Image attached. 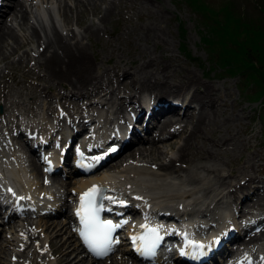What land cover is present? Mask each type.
<instances>
[{
	"label": "bare ground",
	"instance_id": "6f19581e",
	"mask_svg": "<svg viewBox=\"0 0 264 264\" xmlns=\"http://www.w3.org/2000/svg\"><path fill=\"white\" fill-rule=\"evenodd\" d=\"M28 1L30 2V0ZM127 1L128 0H69V2H71L72 4V6L69 5L71 8H77L79 6L84 12L89 10V12L93 16H95V14L97 13L100 14V18H98L96 23L92 22L88 25H83L81 31H76L72 26H69L70 21L66 16L69 10L67 6L68 0H41L40 2V7H42L49 13L48 16L51 15V11L54 10L55 5L60 8L65 23L59 25L60 27L57 25L58 23L56 24L55 21L52 20L51 25L49 26L47 25L45 20L41 19L40 17L38 19H33L34 21H31L29 15L31 12V7L33 8L34 4L32 2H30V4H27V0H11V6L5 9L6 11H8L11 17L8 18V15H6L5 17L0 19V62H2V66H7L10 68L14 63H17L18 66H26L28 65L27 61L29 60L30 62L31 60L33 61V64L28 65L27 71L31 73L35 77V79H37V82H34V84H21V86H18L16 88L15 95L18 99H22L24 96L25 97L23 98V100L26 99V96L27 98H29V101L22 100L23 102H25L24 104L20 102L22 104L21 107H19L21 108L19 109L21 110V112L15 113L13 117L9 116V107L11 106V104H18L14 102H11V104L6 107L5 113H3V109H1L0 117H3V123L6 125L5 134H8V136H6L7 138L5 140V143L9 144V146L13 148L15 145H13V141H15L19 144L20 149L23 152L27 153V157L30 159H24L22 153V156H19L17 153H13L14 156H11L12 159L8 158L0 164V185H3L4 180L7 182L5 185H3V187H0L1 200L3 203H5L0 205V207L10 206V196L9 194H5L8 189L3 188L7 187V185H10L12 178L15 179L13 180L15 187H13L14 193L10 192V194H15L14 199L18 201L19 205H21L22 208H33L34 212H36L40 204V200L38 197L40 196V198H48L46 202H44V199L42 200V207H46L47 210L51 212L50 214H61L65 217V223L56 222L54 220L49 221V223L45 222L44 228H46L49 233H52L50 229L54 231V234L50 237L51 239L49 240L48 245L57 240L59 241V234L63 229L65 231L67 230V228L69 231L68 233L78 240L77 227L74 228L75 220L72 215H69V213L63 211L64 209H62L61 206L58 205L59 199L56 200L53 192L49 190L44 191L42 185L39 187H35V185L37 184L32 181L33 179H30V175H27L23 167V161L28 162L31 165L32 169L42 175L40 171L41 167L34 158L38 155L39 152L42 151V153L46 154L45 160L51 161L53 164H55L57 166L56 171L60 172L59 168L64 164H59V162L66 163L65 158H68L69 148H71L72 152L73 148L78 145H76L75 143L74 145L73 140L76 134L80 131L79 129L89 127V125H94V120L96 121V119H93V117L89 115L84 116L83 113L86 111H94L95 109H100L97 104L101 106L100 110H102L103 107L106 109L107 106L110 107L113 104L114 107L117 105V109H123L126 107L121 106H123V102L126 99L129 100L130 98L135 97L139 92L145 94L139 97L137 95V98L134 101L132 99L130 100V102L128 101L130 108L127 110V112L125 109L127 115L112 120L114 128L107 126V130L105 132L99 133V127L105 124H101L100 121H102L103 119H107V116H102V110V115H98L97 117L98 122L95 127L96 132L93 130H89L93 134L92 136L89 135L87 137V142L90 143L92 140L93 143H97V139L105 136L109 138L108 142H104V145L107 146L105 149H108L110 146L121 143L126 138V140L130 141L137 140L136 144H138V148L133 149L134 151L131 150L127 153V156H129V160L131 159V157H133V155L136 154L141 155V157L152 156L156 154L154 159H156L158 163L154 161L153 162L156 164L157 169L163 171V173L152 170V168H155L154 166L141 168L133 166L136 161H139L140 156L137 157L138 159L136 161L133 160L134 163L133 161L131 162L129 160L127 161L123 159L119 162L113 163L107 169L106 167L104 169H101L96 175L89 174L81 178H73L69 180L67 178V180L64 181L65 185H67L65 186L66 188H68V184H74L70 189L65 188V191L68 192L69 190V192H72L73 196L77 195L75 201L79 200L82 192L84 190H87L88 187L99 184L108 187L107 199L104 200L105 202L111 201L117 204L116 201H119L120 199L128 200V203H125L126 205L124 206V208L130 210V213H133L131 214V216H136L137 214L135 213L139 212L138 207H135L131 203V199H134L135 201L137 200L138 204H140L139 206H141L143 213L150 210L154 211L155 208H158L161 219L172 220L177 215L180 217V215L185 216L189 215V213H193L195 211L193 202L197 204L199 198H194L192 201H190V196L194 194V188L184 189L181 192L175 191L173 193H165L162 190L165 186L173 187L174 189L172 190H175V187H180L179 184L183 185L192 180V178H188V176L187 178L182 177L181 171H185L186 169H188L189 164L191 165L198 158L207 157L208 159L217 158L218 160V157L220 155H228V157L230 158L229 160L236 161V159L239 158L242 153L243 148H241L240 146L241 141L235 138L233 134L235 133L233 132L235 130V126H231V122L234 121V115L231 113L228 114L226 109V100H224L220 96L216 85L208 84L206 87H202L203 90L198 89V91L196 90V88H194V90L189 93V96L188 94L187 96L185 94H180L182 88L188 85V83H184L182 81L184 77L181 74H179V82H176L172 79L171 76L173 70L171 68H176V65L173 63L174 61H176V59L172 57H163L161 52H159V54H154L149 50L151 46L150 42L153 45H157L159 42H163L166 44V41L164 39V30H161L160 27L153 25L154 22L152 23V25L145 23L143 24V26L135 27V24L133 25L130 22V16L126 14V11L130 12V8H132V14H137L139 17L148 16L149 14L154 13L151 9L152 2H150L149 0H130V2H133L132 4L129 2L127 3ZM1 2H4V0H1ZM159 8L162 10V7ZM82 10L79 9L78 11L82 12ZM164 15V12L161 15L159 13V16L161 17H163ZM0 16H3L1 10ZM113 16H117L119 20L121 19L123 27L121 30L122 33L120 34H123L122 36H125V40L122 41L123 38L119 37V39L122 41L121 44L113 45L110 37H108L105 41H102V43L99 45L100 49L95 53V56L98 59L96 64H86L85 59H87V47L84 40L86 39L90 47H92L93 45L89 42V39L101 32L100 26L98 25L101 23V27L103 28L104 32H106L104 29L105 24L102 22H104V20H110V18ZM151 21H154V19ZM75 22L77 25H81L83 23L82 21L78 22L77 18ZM23 26H27L28 29H30L29 35H27V39H23L25 41L19 38L16 31L17 27L23 28ZM143 30H145V32ZM139 36V39H144L143 41L145 42V44H143L141 47H139V45L137 44L135 45L134 42ZM30 40H34L37 43V47L35 46L36 48L34 49L30 46L28 50L26 49L19 53L18 51L23 48L24 45L30 44ZM29 50L31 51V53ZM12 55H14L15 57L17 56V59L15 58V61L8 60V58H10ZM35 69H38V72L32 73ZM179 73L185 74L191 82V75L182 72L181 69ZM41 74L43 75L41 76ZM120 77L122 79H119ZM42 82H47V85ZM57 83L67 87L66 89L69 95L63 94L61 97L63 99H68L74 96V99L78 100L81 96H86L88 98H92L95 96L97 97V100L93 101V99L88 102H83V104L80 103L81 105L79 106L78 112L76 113L77 115L82 114L81 117L72 115L73 119H71L69 118L71 116L69 113V115L65 114V118H60L58 116L61 121L58 119L57 123L51 120V122L47 124L46 122H44L45 120H43L42 122H44L45 125H43L42 123V125L39 126H34L35 121H31V119L23 121L22 119L20 120V118L18 117L20 116V114L26 115L30 111L32 112L31 102L35 101V99H37V97L40 95L38 91L42 92V90L45 89L44 87H42L40 88V90H38V85H43L47 88ZM193 84L198 88V84L196 83V81ZM2 86H4V84ZM134 92L135 94H133ZM126 93H128L127 98H125L124 96ZM2 96L4 100H7L10 94L5 92ZM43 102L44 104H40L41 102H38L39 108L41 110H45V108L47 107L44 106L45 101ZM36 114L37 113L32 112L33 116ZM37 115H39V113ZM44 116L41 117L43 118ZM101 117H103L102 120L100 119ZM11 122L14 126L12 128L11 125H8ZM180 123L182 125L180 127L177 126V124ZM127 124L129 125L127 126V128H125ZM217 124H221L223 126V131L217 129ZM173 125H176V127L172 130L173 132H175V134H177L176 131H178V127L179 129L181 128V131L179 130V138L182 141L181 144L176 148V155H173V157L172 155L169 156V158L167 159L168 161L165 162L162 160L163 157L161 156L163 153L162 147L164 145H172L173 143L168 142L167 144H165L162 142L161 145L157 144L155 140L161 141L164 136H151L152 127L156 126L161 133L164 132L167 126L170 127ZM27 126H29L30 128L25 129V127ZM32 128H36L39 133H41L40 136L31 138L33 135L31 132ZM212 128L213 133L215 132L216 134H213L211 132ZM114 131H116L117 134L122 135V138L111 136L110 133ZM208 131H210V135L208 134L209 136L207 135ZM220 132L223 133L219 135L218 133ZM195 133L196 136L194 137ZM196 137L202 138V140L208 139V148L205 147V144L198 145L195 140ZM22 139H24L27 145L21 144ZM159 146L161 147L159 148ZM130 147L132 146L130 145L125 147V150ZM85 152L90 153L91 157H94L100 152V150L98 148H93L90 151ZM111 154H115V152ZM234 155H236V159H234ZM175 163H178V165L176 166ZM244 164L245 165H243L242 167L234 168L233 170L236 171L239 175H245V171H249L250 167L253 166L252 158L251 161L247 160L244 162ZM47 165L48 164L44 165L45 169L48 168ZM214 166L215 165L205 164L202 166V168L207 172L212 173V171L214 170L218 171L217 166ZM115 168H117V170H113ZM70 170L71 173L75 169L71 168ZM62 172H60L59 174L62 175ZM23 173L25 174L24 178L22 177ZM174 178H178V180H180V183ZM49 179L51 184H56V186L61 187L64 186L59 176H53ZM251 181H253V179L249 177L247 183H250ZM259 182H261V180ZM157 183L161 184L157 185ZM226 184L229 185L228 182ZM255 188H257V186L250 187L248 190L245 188V186L241 187L240 191L242 192L245 189V192L239 193V197H237L236 200H239L238 202L241 203L243 199L248 198L252 194V190H255ZM197 190L203 191L201 188ZM41 191H43L46 196L42 195ZM213 191L215 190L213 189ZM262 191H264V189ZM221 192V189L218 192H213L214 195H212V197L210 196L211 200L205 204L203 211L210 212L207 213L208 215L212 214L210 208L211 204H213V207H211L214 208L216 205L218 207L220 205V202H223L224 204L227 202L222 201L225 193L222 192L223 195H220ZM260 194V196L258 195L253 199L251 206L260 207V205H262L263 207L264 202L262 203V201L264 200V192ZM73 196H68L66 194L65 198L61 201V204L65 205L66 200L69 199L68 204L70 205L71 201H73ZM49 199L56 201L55 203L57 204H55V206L50 205L48 207ZM120 207L121 206L118 205V208ZM180 211H182V214H178ZM196 211L198 214H201L200 210L196 209ZM163 212L168 213V215L163 216ZM245 214L246 212H241L239 214V217H235L236 219L233 221L236 222V220H240V217H243ZM221 215L222 214H220V216ZM4 220H6V218ZM259 222H262L264 224V218H262L261 221L259 220L258 223ZM135 224L136 223L130 224L128 233L135 232V230L137 229ZM186 224L193 225V222L189 221L188 218ZM24 226L19 227L17 230L20 234V237L21 234L24 235L25 233H29V230ZM222 226L223 224L220 225L217 230L223 231V228L225 226ZM248 228L249 230L252 229L251 227ZM232 233L235 235L230 237V239L236 237L238 231ZM16 237L17 243L18 241H20L18 246L23 245L24 243L22 242V239H20V237L18 238V236ZM26 239L28 238L26 237ZM26 239H24L25 242ZM200 239H203V237H201ZM263 241L264 225L257 232L248 235L247 239L243 240V244L245 246L255 245L256 247V244L258 243H260L261 245L264 244ZM61 242L62 243L59 245L61 260H63L65 263L85 264L83 259L84 257L77 258V253L71 258L69 256V254L75 253L78 247H72L70 241H68L67 243L65 240H63ZM222 247L224 246H220L217 250L213 251L211 260H209V262H205L204 264L219 263L221 261L220 256L226 249L224 248L223 250ZM120 250L127 252L129 256H132L128 251L124 249V247L120 248ZM81 251L83 250L81 249ZM102 262V260L97 261L91 259V262L89 264H104Z\"/></svg>",
	"mask_w": 264,
	"mask_h": 264
},
{
	"label": "rangeland",
	"instance_id": "374dc122",
	"mask_svg": "<svg viewBox=\"0 0 264 264\" xmlns=\"http://www.w3.org/2000/svg\"><path fill=\"white\" fill-rule=\"evenodd\" d=\"M149 1L152 2L151 9L153 10L154 13H151L148 16L139 17L137 14L136 15L132 14L133 13L131 11L132 8H130V12L126 11V14L128 16H130V18H131L130 22L133 25L135 24V27L136 26L137 27L143 26V24H145V23L152 25V23L154 22L153 25L160 27L161 30H164V33H165L164 39L166 41V44L163 42L162 43L159 42L157 45H153L150 42L151 46H150L149 50L154 54H159V52H161L163 57H167V58L172 57V58L176 59V61L173 62L176 65V68L175 67L171 68L173 70L171 77L174 81L179 82V74H181L184 77V79L182 81L184 83H188V85H186L184 88H182L180 94H185L186 96L188 94V96H189V93L191 91H193L194 88H196V90L198 91V89L203 90L202 87H206L208 84H215L216 85L220 96L224 100H226V106H227L226 109H227L228 114L231 113L234 115V121L231 122V126L232 127L235 126L234 127L235 130L233 131L235 133H233V134H234L235 138H237L239 141H241L240 146H241V148H243L241 156H239V158L236 159L235 158L236 155H234V159H236V161L229 160L230 158L228 157V155H226V156L220 155L218 157V160H217V158L208 159L207 157H202V158L196 159V161L194 163H192L191 165L189 164L188 169H186L185 171H181L182 177L187 178V176H188V178H192V180H190L189 182L182 185V184H179L180 180H178V178H176V179L174 178L176 181L179 182L178 184L180 185V187L174 186L175 190H172V189H174L173 187L165 186L164 189H162V190L165 193H173L175 191L181 192L184 189L194 188V194H192V195H194V196L198 195L197 197L199 198V201L197 204L201 208H204L205 204L211 200L210 196L212 197V195H214L213 192H215V191L218 192L220 189L222 190L223 193L227 192L228 194L226 195L227 197H225V200H227V202H229V203L226 202L225 204L221 205L222 202H220V205H219L220 208H218L219 206L217 207V205L214 208H212L213 204H211L212 207L210 206L211 213H212L211 215L215 219H217L218 217L220 218V214H222L223 212H227V211H224L225 209L229 210L232 207L234 209H236L235 207H237V206L241 207V209H243V212H247L248 209H255L252 207L249 208V206H251V203L253 202L254 198H256L258 195L260 196L261 195L260 193L264 192L260 189L259 190H253L252 194L248 198L242 200L241 203L238 202L239 200H236V202L233 200L235 198H237V196L239 194V191L237 193H236V191L240 190L241 187H244V185L246 184L244 182H248L249 177L253 179V181L248 183V184H250V186H254V185H258V184L261 186L262 183H264L263 182L264 181V113H263L264 112L263 111L264 106L262 104V99H263L262 91H261V94L259 93L260 90L262 89V85H259L256 82L252 83L251 81H248V80L246 81L245 79H243V80L241 79V81H240L241 76L238 75V73H236V72H233L234 74L233 73L229 74V73H231L229 71L231 69L235 70L240 65V63H239V61H237V64H235L232 62V60H228L225 57L221 56V54L226 49V47H228V45H231L230 42L228 41L227 46L224 45V47H222V45H220L218 43V41L220 40L219 39L220 36L218 34V31H219L218 28L220 26L214 30V28L218 25V23L221 24V22H218V20L222 19L223 13H219V15H217V14L213 15L212 12L201 10L199 5L205 4L209 8L217 9L219 6H221L222 4H224L228 1V2H231L233 4V8L236 11L235 14H239L244 19H250V20L260 19L262 22L264 21V13L260 12L259 7L257 6V3L255 0H198V2H196V8H194V6L190 2V0H149ZM30 2H32L34 4V7L33 8L31 7V12L29 15V17L31 18L30 19L31 21H34L33 19H35V18L38 19L40 17L41 19H44L45 22L47 23V25H49V26L51 25V20L55 21L56 24L58 23L57 24L58 26L64 23V17L61 13L60 8H58L57 5H55L54 10L51 11V15H53L54 16L53 17L51 15L48 16L49 13L46 10H44L42 7H40L41 0H30ZM30 2L27 0V4L28 3L30 4ZM128 2L133 4L132 1L130 2V0H128L127 3ZM69 5L72 6L71 2H69V0H68L67 6H68L69 10H68V14L66 16L68 17V20L70 21L69 26H72L74 28V30H76V31H81V28H83L82 26L85 24L88 25L92 22L96 23L98 18H100V16H99L100 14H98V13H97L98 16H97V14H95V16H93L89 12V10L84 12L82 10V8L79 6L77 7L78 8L77 9V8H73V7L71 8ZM158 6L162 7V10ZM79 9H81L82 12L78 11ZM78 12H79V14H78ZM158 12L160 13V15L164 12L165 15L163 17H161V16H159ZM7 17L10 18L11 15H9V13H8ZM76 18H77L78 22L82 21L83 23L81 25H77L75 22ZM116 19H118V17L113 16L110 18V20H108V21L104 20V22H102L105 24L104 29L106 32H104L103 28L101 27V23L98 25V26H100L101 32H99L97 35H94L93 37H91L89 39V42L93 45L92 47H90V45L86 39L84 40V42H86L85 44L87 47L86 55L88 56V57L86 56L87 59H85L86 64L87 63H88V65L96 64L98 59L95 56V53L97 50L100 49L99 45L102 43V41H105L108 37H110L113 45H120L121 42L125 40V36H122L123 34H120V33H122L121 30L123 27L121 19L120 20L119 19L116 20ZM153 19H154V21H151ZM149 20H150V22H149ZM147 22H149V23H147ZM26 27L27 26H23V28H20V27L16 28L17 34H18L19 38L22 40L24 38L27 39V35H29V32H30L29 31L30 29H28V27L27 28ZM130 27H131V25H130ZM143 31L145 32V30H143ZM118 32H119V34H118ZM119 37L123 38V40L121 41L119 39ZM139 38H140V36L137 37L134 42H135V45L137 44V45H139V47H141L143 44H145V42L143 41L144 39H139ZM204 38L210 39V42L211 41L212 42L206 43L204 41ZM23 41H25V40H23ZM30 41L31 42L29 45H24L23 48H21L18 52L21 53L22 51H24L26 49L28 50V48H30V46L35 49L37 47V43L34 40H30ZM30 53H31V51H30ZM15 58L17 59V56L15 57L14 55H12L10 58H8V60L9 61L10 60L15 61L16 60ZM221 58H223V60H221ZM27 62H28L27 63L28 65L33 64V61H31V60H30V62H29V60ZM28 65L18 66L17 63H14L13 65H11L12 67L9 68L7 66H2V62H0V70L2 69L0 71V106L3 109V113H5L6 107L9 104H11V102L18 103L17 105L11 104V106L9 107V116L10 117H13V115L17 112H21V110H19V109H21L19 107H21V105H22L20 102H22L24 104L25 102H23V101H29V98H27V96H26L27 100L26 99L23 100V98L25 96L22 99H18L15 95L16 88L18 86H21V84L28 85V84H34V82L35 83L37 82V79H35V77L27 71ZM7 68H9V69H7ZM180 69L182 72H184L188 75H191L190 76L191 82L185 74L179 73ZM37 72H38V69H35L32 73H37ZM120 73H121V71H120ZM42 75L43 74H41V76ZM119 79H122V78L120 77ZM31 81H32V83H31ZM195 81L198 84V88L193 84ZM38 83H39V81H38ZM42 83H44V82H42ZM242 83H244V86H242ZM3 84H4V86H2ZM44 84L47 85V82H45ZM263 85H264V82H263ZM42 87H44L45 89L42 90V92L38 91ZM66 88L67 87H65L64 85H61L59 83L54 84V85L47 87V88H46V86L38 85L37 91H38V93H40V95L37 97V99H35V101L31 102V110L34 113H37V114L39 113V115L36 114L33 116L32 112L30 111L26 115L20 114V116H18V117L20 118V120L22 119V121L23 120H30V119H31V121L34 120L35 121L34 126H36L38 124L42 125V123H43V125H45L44 122L50 123L51 120L56 119V117H58V115L69 114V113L71 115L77 114L76 112H78V108L81 104H83V102H88V101H91L93 99H94L93 101L97 100V97H95V96L92 98H88L86 96H81L78 100L74 99V96L71 98H68V99H63V98H61L63 94L69 95L67 93ZM5 92L10 94V96L8 97L7 100H4V98L2 96ZM133 94H135V92ZM247 94H249V95H247ZM137 95L139 97V96H142L145 94H142L141 92H139ZM137 95L133 98H130V99H132L134 101L137 98ZM124 96H125V98H127L128 93H126ZM43 101H45L44 106H47L45 108V110L44 109L41 110L39 108V103L41 102L40 104H42V103L44 104ZM67 103H68V106H67ZM113 105L110 107L107 106L106 109L103 107L102 108L103 114H105V112H106V114L108 113L107 115L111 117L115 112L116 113H122L123 112L124 108L123 109L122 108L117 109V107H116L117 105L115 107ZM127 105L129 106V103H127ZM192 105H194V104H192ZM51 106H52V108H51ZM97 106L101 109L100 105L97 104ZM121 107H126V105L123 104V106H121ZM100 109H98V110L95 109L93 111V113L94 112L98 113L100 111ZM104 109H105V111H104ZM43 113L45 116L43 115ZM242 114H243V116H242ZM40 115L44 116V117L42 118ZM1 117H0V136L3 138L2 140H4V138L6 136H8V134H6V136L4 134H2V133H6V125L3 123V117L2 118ZM19 118H18V120H19ZM43 120H45V121L42 122ZM8 125L9 126L11 125V128L14 127L12 122ZM181 125H182L181 123L177 124V126H179V127ZM217 125H218L217 129L220 131L221 130L223 131V129H224L223 126L221 124H217ZM175 127H176V125H173L170 127L167 126L163 133H159L156 126L152 127V135L151 136H158V135H159V137L164 136L161 141L155 140L157 144L161 145L162 142L165 144H167L168 142L173 143L172 145H167V146L164 145L162 147L163 153L161 156L163 157L162 160L165 162L168 161L167 159L169 158V156L172 155V157H173V155H176V148L181 144V141H182L179 138L180 137L179 133L181 131L180 130L181 128L179 129V127H178V131H176L177 134H175V132L172 131L173 128H175ZM211 132L213 133V128H212ZM222 133L223 132H220L218 134L221 135ZM208 134L210 135V131L207 132V135ZM195 136H196V133L194 134V137ZM195 140H196V143L198 145L205 144V147L208 148V145H209L208 139L202 140V138L196 137ZM21 142H22L21 144L24 145V141H21ZM14 144L16 145V146L14 145L15 149L17 151L16 153H18L19 156H22V154H23V158L24 159L27 158V160H29L30 158L27 157V153L23 152L20 149L19 144L16 143L15 141H14ZM146 146H148V145H146ZM160 147L161 146H159V148ZM136 148H138V144L133 145L132 147L126 149L125 151H122L120 154L115 156L112 160L108 161L107 162L108 164L106 163L107 165L105 164V166L102 167L101 169H104L105 167L107 169L113 163L119 162L123 159L128 161L129 156H127V153L133 149H136ZM5 150H7L10 154L13 152L12 149H5ZM0 152H1V150H0ZM257 153H259V154H257ZM155 155L156 154H154L152 156H144V157L142 156L141 157V155L136 154V155H133V157H131V159L129 161H131V162L133 160L136 161L138 159L137 157L140 156L139 161H136L135 163L133 161V163L135 164V165L133 164V166L139 167V168L154 166L155 168H152V170L157 171L159 173H163V171L157 169V166L154 163V162L158 163V161H156V159H154ZM251 158H252V165L253 166L250 167L249 171H245V175H239V174H237L236 171L233 170L234 168L242 167L243 165H245L244 162L247 160L251 161ZM35 160L38 162L37 157L35 158ZM26 164H27V168H28V174H30V176L32 177V179H33L32 181H34L37 184V185H35V187L36 186L39 187L42 185V188L44 191H47V190L52 191L54 188H58L56 186V184L50 183V179H47L48 184L46 187L42 183V181L44 182L42 175H40L34 169H32L31 165L28 162H26ZM205 164L215 165L214 167L217 166L218 171L214 170V171H212V173L207 172L205 169L202 168V166ZM144 165H146V166H144ZM175 165L177 166L178 163H175ZM184 166H185V164H184ZM142 169H144V168H142ZM113 170H117V168H115ZM99 171L95 172L94 174L95 175L98 174ZM229 172H230V174H229ZM256 172H257V174H256ZM75 177L81 178L83 176L77 177V176L73 175V176H70L68 178V180L73 179ZM66 180L67 179L61 180L63 185H64V181H66ZM260 180H261V182H259ZM227 182L229 183V185L226 184ZM73 184H68V188H66L65 186H67V185H65V186H63L64 188H61V189H64V190H65V188L70 189L73 186ZM159 184H161V183H157V185H159ZM214 186H216L217 189ZM199 188H201L203 191H198L197 189H199ZM212 188L215 191H213ZM41 192L43 195V191H41ZM222 192L220 195H223ZM234 192L236 193V195ZM68 194H71L69 192V190H68ZM229 194H230V196H229ZM263 202H264V200L262 201V203ZM216 207H217V209H216ZM261 207H262V205H260V207L256 208V209L257 210H262V209L264 210V205L262 208ZM66 208L67 207H64L65 210H66ZM244 208H246L247 210H244ZM67 211H68V209H67ZM213 213L216 215H214ZM237 213H238L237 215L239 216L240 212H237ZM1 214H2V212L0 211V220L2 219ZM53 220L56 222L65 223V217L62 216L61 214L56 215V216H52V217L51 216H41L38 211H36L35 213L31 212L28 214L26 212H24L22 215L13 216V217L9 218L6 222L0 223V264H12V263L13 264H72V263H65L63 260H61V255H60L61 253H60L59 245L62 243L61 241H63V240H65L67 243H68V241H70V243L72 244V247L73 246L78 247L77 250L75 251V253L69 254L70 258L73 257L77 253L76 254L77 258L84 257L83 259H84L85 264H87V263L89 264L91 262V259H93V258L88 256V254H86V252L81 251L82 247L80 246L77 239L75 237H72L68 233L69 232L68 228L65 231H64V229L61 231V233L59 234V237H60L59 241L57 240V241L53 242L52 244L50 243V245H48V242L51 239L50 237L54 234V231H52L50 229V231L52 233H49L47 231V229L44 228L45 227L44 225H45V222L49 223V221H53ZM27 224L28 225L30 224L29 225L30 227ZM22 226L26 227L29 230V233L27 234L28 239H26V237H23L22 242L24 244L21 246H18L19 241L17 243V241H16L17 237L16 236H18L19 233L17 230L19 227H22ZM31 229L32 230L34 229V230L32 231ZM32 232H34V233H32ZM46 237H47V239H46ZM18 238H19V236H18ZM24 239H26V242ZM263 243H264V241H263ZM229 245H230V248L231 247L235 248V245H233L231 243ZM229 245H228V247H229ZM119 248H122V246H120ZM255 248H258V249H261L264 251V244L261 245L260 243H258V244H256ZM14 250H15V252H14ZM10 254H13V255H10ZM14 257H15V259H14ZM105 257H107V258H105ZM105 257H101L98 260L97 259H95V260H97V261L102 260L103 261L102 263H104V264H147V263H143V262H139V261L134 260L133 257L129 256L124 251H121L119 249L112 251L110 254L105 255ZM157 264H159V263H157Z\"/></svg>",
	"mask_w": 264,
	"mask_h": 264
},
{
	"label": "trees",
	"instance_id": "16d2710c",
	"mask_svg": "<svg viewBox=\"0 0 264 264\" xmlns=\"http://www.w3.org/2000/svg\"><path fill=\"white\" fill-rule=\"evenodd\" d=\"M255 1L260 12L264 13V0ZM190 2L196 8L198 0H190ZM199 7L203 11L212 12L213 15L223 13L222 19L218 20L221 24L218 23L214 30L220 26L218 28L220 36L218 43L222 47L224 45L227 46L228 41L231 45L226 47L221 56L232 60L235 64H237V61L240 63L235 70L231 69L229 74L236 72L241 76L240 81L245 79L246 81L262 85L259 93L261 94L262 91V104L264 106V21L242 18L239 14H235L236 11L233 8V4L228 1L217 9L209 8L205 4L199 5ZM204 41L206 43L212 42L207 38H204ZM242 86H244V83H242Z\"/></svg>",
	"mask_w": 264,
	"mask_h": 264
}]
</instances>
